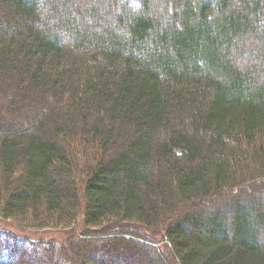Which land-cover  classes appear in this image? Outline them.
<instances>
[{"label": "trees", "instance_id": "1", "mask_svg": "<svg viewBox=\"0 0 264 264\" xmlns=\"http://www.w3.org/2000/svg\"><path fill=\"white\" fill-rule=\"evenodd\" d=\"M0 218L84 226L0 264H264V0H0Z\"/></svg>", "mask_w": 264, "mask_h": 264}, {"label": "rangeland", "instance_id": "2", "mask_svg": "<svg viewBox=\"0 0 264 264\" xmlns=\"http://www.w3.org/2000/svg\"><path fill=\"white\" fill-rule=\"evenodd\" d=\"M84 230V226L79 220V223L74 227L70 228H54V229H29L24 228L17 223L0 218V241L2 244L13 246L16 244H23L22 239L26 241H41L44 243L54 242L56 246H59L61 243L67 242L71 239L76 238L75 241H79V236ZM86 232V231H84ZM83 233V232H82ZM15 241V243H13ZM19 241V242H17ZM99 241V240H98ZM163 246V242L159 246Z\"/></svg>", "mask_w": 264, "mask_h": 264}]
</instances>
